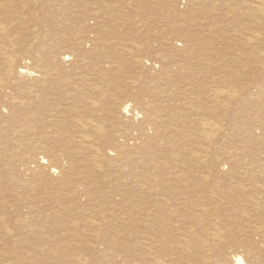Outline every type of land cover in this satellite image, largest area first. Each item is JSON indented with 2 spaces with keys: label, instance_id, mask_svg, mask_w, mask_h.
<instances>
[{
  "label": "bare ground",
  "instance_id": "obj_1",
  "mask_svg": "<svg viewBox=\"0 0 264 264\" xmlns=\"http://www.w3.org/2000/svg\"><path fill=\"white\" fill-rule=\"evenodd\" d=\"M0 120L1 247L264 264V0H0Z\"/></svg>",
  "mask_w": 264,
  "mask_h": 264
},
{
  "label": "rangeland",
  "instance_id": "obj_2",
  "mask_svg": "<svg viewBox=\"0 0 264 264\" xmlns=\"http://www.w3.org/2000/svg\"><path fill=\"white\" fill-rule=\"evenodd\" d=\"M168 6H169L168 4L166 5L164 3L149 4V7H147V14H148L147 18H149L150 14H153V13L155 14L159 10L166 11V8L167 9L170 8ZM178 7H179V5H178ZM180 7H181V5H180ZM69 34H70V32H69ZM231 67H229V68H231ZM230 70H233V69H230ZM12 193L14 195L13 191H12ZM7 205L8 206H6V207H7L8 211H9V215L7 217L10 219V216H11L13 219H15V216H16L15 207L17 206V201L12 199ZM23 234L24 235H30L29 233L24 232V231L20 233V235L24 236ZM0 235H1V231H0ZM14 235H15V233L13 232L12 236H14ZM8 245H10V246H8ZM6 246H8L9 248L6 247ZM48 248L49 247L47 245H43L42 246V244H40V243L38 245H36L35 243H30V244H27V245L26 244L23 245L22 243L19 244V243H16L15 241H10V242L4 243L2 245V247L0 248V250H1V252H0L1 253L0 254V262H1V264H3V263L5 264V262H7V261H8L7 264H30V263L31 264H42V263L43 264H53V263H55V264H72V263L75 264L76 263V260L74 259L75 258L74 255H72L74 258L72 256H69V257L64 258V259H57V258L53 257L52 253L50 252V250ZM14 249H16V250H14ZM78 253H80V252H78ZM2 254H4V255H2ZM80 254H88V253L85 250H82ZM115 254L116 253H114L113 256H112L111 252L107 253V258H103L102 260H99L98 261L99 263L96 262V263H91V264H124V263L126 264V262H125L126 258L124 257V255L117 253L116 254L117 256H115ZM6 256H9V257L7 258ZM29 256H31V257H29ZM70 257H71V259H70ZM1 258H3V259H1ZM38 259H40L42 263H40V260H38ZM105 262H107V263H105Z\"/></svg>",
  "mask_w": 264,
  "mask_h": 264
}]
</instances>
